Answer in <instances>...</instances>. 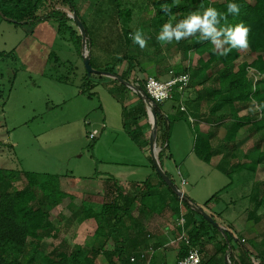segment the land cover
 Returning a JSON list of instances; mask_svg holds the SVG:
<instances>
[{"label":"trees","instance_id":"trees-1","mask_svg":"<svg viewBox=\"0 0 264 264\" xmlns=\"http://www.w3.org/2000/svg\"><path fill=\"white\" fill-rule=\"evenodd\" d=\"M109 1L114 6L111 15L115 24L113 21L111 23L117 25L118 45L126 46V50H117L115 66L124 62L127 66L121 74L106 64L102 71L111 74L119 83V87H123V91L132 83L130 79L134 69L139 67L142 71L138 58L141 48L131 38L137 30L142 32L148 46H157L153 56L157 61V54L161 49V41L157 37L162 26L171 23L175 27L191 13L202 14L205 9L211 7L221 15L218 28L234 27L243 23L250 29L248 50L255 55L251 63L242 61L236 64L244 50L232 49L226 55H221L219 51L228 48L229 45L224 44L217 50L210 40H202L199 32L179 42L175 39L169 42V45L177 44L185 58L189 52L198 55L193 66L169 70V73L174 74L183 72L190 74L187 96H183L187 112L178 106L181 95L175 93L173 106L177 112L166 113L162 110L163 102H154L143 96L144 81L138 82L135 79L137 82L135 92L139 95L140 102L130 113H124L123 128L138 145L141 147L145 145V141H142L145 125L139 123L148 116L147 108L153 107L157 118L154 144L160 142L162 147L168 148L172 126L181 117L191 116L198 121L216 123L213 130L197 133L194 144L196 155L209 163L215 154H223L217 169L230 179L233 173L239 170H250L257 174L259 165L264 163V152L261 151L264 143V0H140L141 4L137 0ZM229 3L239 6L238 14L228 13ZM165 5L170 8V13L166 14L163 10L162 6ZM151 10L153 14L148 15L147 19L145 16L140 18L142 22L145 21L144 26L149 28L148 33L142 31L143 23L136 25L134 18L136 13L148 14ZM74 15H77L84 25L85 40L74 20ZM0 16L21 26L51 21L55 23L58 33L69 34L79 52L86 46L87 48L92 46L91 28L83 20L76 0H0ZM220 38L224 39L223 36ZM82 56L89 57L93 67L91 56L85 53ZM248 66H253L263 74V78L254 86L247 74ZM191 93L194 97H191ZM253 102L258 105L261 117L251 115V110L255 108ZM244 110L249 112L242 114ZM146 126L150 127L147 124ZM243 131L246 132V141L254 138L255 142L253 147L243 154V160H240L237 150L241 145L239 136ZM219 135H222L220 143L214 146L213 139ZM148 143L147 141V145ZM156 157L158 159L159 156ZM151 162L155 170L152 158ZM166 174L172 180L167 172ZM18 177H23L25 183L19 188L14 183ZM158 177L166 195H170L178 205L182 203L188 209L189 218L191 217L197 226L189 232L190 244L198 246L199 240L208 236L210 229L216 231L218 225L202 216L197 224L195 220L197 208L203 210L204 208L194 203L187 195L180 196L159 174ZM150 179L144 183H149ZM60 181L59 174L0 168V264H98L99 257L104 258L105 264H139L137 261H131L133 249L129 243L133 236L128 234L126 223L132 219L126 218L129 210L124 211L119 197L100 205L83 200L67 218V222L71 224L77 221L79 224L83 223L82 226H89V222L94 220L96 228L92 234V241L89 244L78 243L70 249L61 245L55 246L48 254L42 256L40 262L36 261L44 240L56 239L60 232L51 219V210L62 204L66 198L72 201L74 199L73 195L61 189ZM220 191L214 193L204 206L212 202ZM250 200L249 217L260 223L264 217L259 213L260 210H264V179L254 181ZM175 213H179L178 207ZM186 253L187 250L183 251L179 258ZM262 255L263 253H260L258 257Z\"/></svg>","mask_w":264,"mask_h":264},{"label":"rangeland","instance_id":"rangeland-1","mask_svg":"<svg viewBox=\"0 0 264 264\" xmlns=\"http://www.w3.org/2000/svg\"><path fill=\"white\" fill-rule=\"evenodd\" d=\"M137 2L141 4L140 0ZM76 3L82 18L85 12L88 13L83 20L93 29L90 31L94 45L84 47L81 52L69 34L58 33L55 23L51 21L45 23L43 36L39 31H31V27H26L28 25H17L0 16V168L59 174L61 189L74 197L87 194L88 180L98 177H116L121 181L143 180L149 176L159 180L152 167L151 145H148V149H142L123 128V120L124 113H130L140 102L134 80L143 82L147 75L156 76L157 71L162 72L166 67V62L158 57L156 70H153V63L147 58L148 52L142 53L139 59L142 71L139 67L134 69L130 79L132 83L124 91L111 74L94 72L88 75L83 53L91 56L93 68L98 71H102L106 64L121 74L127 64L124 62L115 66L120 47L115 48L119 38L117 25L111 23L115 21L111 15L112 3L109 0H76ZM95 4L98 7L94 6L91 10ZM151 14L153 10L148 14L136 13L134 18L137 26L143 23L141 29L144 32L149 33V28L140 18L145 16L147 19ZM160 46L165 51L164 57L171 56L167 64L179 69L177 67H181L179 64L183 62L177 44L169 45V42L161 41ZM149 49L153 51V48ZM246 52H242L236 64L243 60L249 62ZM175 63H178L177 66ZM157 78L163 80L159 75ZM173 100L163 101L162 110L169 114L177 112ZM178 106L181 107V104ZM248 110L241 113L245 114ZM251 111L254 117L262 115L257 104ZM179 124L187 127L189 136L185 139L172 126L168 148L162 147L160 142L154 144L153 151L159 156V164L183 193L195 186L194 179H201L196 187L200 190L205 181L213 178V173L226 180L227 186L212 201V207H216L214 210L221 215L218 219L222 223L234 222L246 207H251L249 191L256 176L257 179H264V168L257 175L250 170H239L233 173L231 179L218 169H212V173L206 175L211 165L192 151L196 142L192 122L188 118ZM195 126L196 130L200 127L199 124ZM93 131L98 133L94 139L89 136V132ZM245 134L243 131L239 136L241 149L237 150V155L240 160H243V151L253 147L255 142L254 138L246 141ZM220 140L219 136L214 138L213 145L218 146ZM222 155L215 154L214 157ZM260 165L264 166V163ZM199 168L205 169L200 171ZM186 171L192 174V178L188 179L187 185H182L180 173ZM202 172L206 176L200 178ZM14 183L18 188L25 184L23 177H18ZM221 185L217 184L215 189ZM199 195L205 197L204 190H200ZM199 205L204 208V204ZM77 207L74 199L66 198L51 210V219L60 232L58 238L44 240L41 253L36 256L37 262L55 246L70 249L93 232L94 227L82 226L83 223L77 221L68 224L67 218ZM257 226V231L264 228V217Z\"/></svg>","mask_w":264,"mask_h":264},{"label":"crops","instance_id":"crops-1","mask_svg":"<svg viewBox=\"0 0 264 264\" xmlns=\"http://www.w3.org/2000/svg\"><path fill=\"white\" fill-rule=\"evenodd\" d=\"M94 6L98 7L95 4L90 9L92 10ZM87 16L88 13L85 12V14H83V18L86 19ZM45 23L47 24V21H42L38 24L28 25L26 27H31V31L36 33L37 31H39L41 32L40 34L44 36L42 30L46 27ZM32 27H34V29ZM90 28L93 31L92 27ZM98 40L102 42L100 39ZM95 42H97V40ZM100 42H98V44ZM92 45H94L93 42ZM116 47H119L118 42H115V48ZM149 48H153V51ZM156 48L157 46H148L147 48H143L141 49L138 57L140 59L142 57V53L148 52L147 58H149L153 63V70L156 67L155 64L157 65V63L159 62L158 60L156 61L153 57L156 53ZM120 50H126L125 44L120 45ZM246 51V57H249L250 60L249 62L248 60L243 61L251 63L255 59V55L252 54L248 49ZM164 55L165 51L160 49L159 53L157 54V58L159 57L160 61L161 59H163V61L166 62V67L162 72L160 70L157 71L156 74L159 75V77H162L161 79L166 80L171 75V73H169V70L175 68L171 63V65L167 64V61L171 56L166 55L168 57L166 58L164 57ZM197 58V53L193 55V52H189L186 58L182 54L181 62L183 63L179 64L181 67L177 68L193 66L194 63L196 64ZM238 63H240V61ZM177 64L175 66H177ZM193 93H191V97H194ZM147 111L148 118L146 117L142 119V122L139 123L140 125H145L142 133V141H145V145L141 147L142 149H148V145H151L153 120L152 117H150L151 113L149 107L147 108ZM147 119L148 123L151 125L150 127L146 126V124L148 125ZM183 119L186 120L188 118L178 119L174 122L173 127H175L174 129H177L176 131H178L179 134L187 139V137L189 136L187 127L185 125L183 126V124H179L181 121H183ZM194 121L195 122H192V126L196 133L195 138L198 132H208L210 130H213L214 126L216 125V123H207L198 121V119ZM196 124H199L200 126L198 130H196L195 128ZM185 127L187 130L185 129ZM149 128L151 130H149ZM219 137L222 136L219 135ZM147 141L149 142L148 145ZM194 144L195 142L193 143V152ZM251 148H248L243 152L246 153ZM239 149L241 148L239 147L238 150ZM261 151L264 152V149L261 148ZM220 159L221 156L212 158V160L209 162L211 168L207 170L208 172L206 173V175L211 174L212 169H217V164ZM262 168H264V166L259 165L258 173H260V170ZM204 169L199 168L198 170L204 171ZM203 175L204 173L202 172L200 178ZM212 175L213 178L210 177L200 187V190H204L205 197L204 195H199L200 190L196 188L201 179H194L195 186H192L188 191H184V193L182 191L181 192L187 195L194 203L198 205L204 204L214 193L222 190L227 186H225L226 180H223L215 173H213ZM149 178L150 177L148 176L143 180L125 179L121 181H119L120 179L118 180V178L116 177H98V179L95 180L89 179L88 185H86V187H88L87 194L75 196L74 203L80 206L83 200H86L100 205L110 202L116 197H119L118 200H120V203L123 205L124 211L129 210L130 212H128L126 218L131 217L132 219V221L128 220V222L126 223L128 234L130 236H133L132 241L129 240V245H131V248L133 249L131 258H134V260L131 261H137L139 264H175L182 252L188 249V245L185 243V241L179 239V236L183 232L181 226L178 225L179 218L183 217L185 219L184 230L185 235L186 237H188L189 241V232L191 231V229L196 228L197 226L194 225L195 223L192 218H189L190 214L188 212V209L182 203H179L178 205L170 195H166V191L159 184L158 179H150L149 183H144ZM180 178L181 184L187 185L188 179L192 178V174L189 171H186V173L184 174L180 173ZM182 178L185 179V183H182ZM217 178L219 181L217 180ZM256 180L260 179H257L256 176V179L254 181ZM219 183L220 185L222 184V187L215 189L217 188L216 186ZM111 186L113 187L110 188ZM249 192L250 195L252 193V190ZM212 205L214 204L210 202L206 207L204 206V210L210 216L212 215L211 217H213L219 228L217 227L216 231L210 229L208 236L202 237L197 244L200 248V254L203 260V264H264V228L262 227L263 229L257 231V225L259 223L257 224L253 222V220L249 217V211L251 207H246L244 213H242L241 216L237 217L234 222L228 223L227 221H225L224 223H222L221 220L218 219L221 217V215H219L218 212L214 210L216 207H212ZM177 207L179 209L178 214L175 213ZM262 211L264 210H260L259 213L264 215V212L262 213ZM198 214L195 215L197 224H199L201 218L200 216H202ZM89 226L94 227V231V229L96 228V226L94 225V220H91L89 222ZM80 233L81 232L78 231L79 235ZM92 234L93 232L88 233V236L85 237L84 241H79V243L81 244L91 242L93 239ZM79 238L81 239L82 237ZM260 253H263V257H258ZM97 263L105 264L106 262L103 257H99L97 259Z\"/></svg>","mask_w":264,"mask_h":264},{"label":"clouds","instance_id":"clouds-1","mask_svg":"<svg viewBox=\"0 0 264 264\" xmlns=\"http://www.w3.org/2000/svg\"><path fill=\"white\" fill-rule=\"evenodd\" d=\"M162 8L166 14L170 13V8L166 5L162 6ZM227 9L230 14H238L240 11L239 6L235 3H229ZM220 18V13L214 8L209 7L202 14L199 12L191 13L184 20L176 24L175 27L171 23H165L157 38L160 41L171 42L175 39L179 42L199 32L200 38L202 40H210L217 50L221 49L223 44L229 45L228 48L219 51L221 55H226L232 49L247 50L249 48L248 35L250 29L243 23L236 24L234 27L218 28L217 25ZM221 36L224 37L223 40L219 39ZM131 38L141 49L146 47V40L143 38L140 30L132 34ZM179 79L187 83L188 77L184 76Z\"/></svg>","mask_w":264,"mask_h":264},{"label":"built area","instance_id":"built-area-1","mask_svg":"<svg viewBox=\"0 0 264 264\" xmlns=\"http://www.w3.org/2000/svg\"><path fill=\"white\" fill-rule=\"evenodd\" d=\"M247 72H248V77L251 78L253 81V86L258 82V80L263 78V74L253 66H248ZM184 76L188 77L187 83L179 79ZM143 81H144L145 92L152 101L163 102L166 100H171L173 99L174 94L178 93L181 95L180 109L183 110L184 112H187L183 104V96L190 82L189 73L183 72L180 74H174L173 72H171V75L166 80H160L153 75H147L145 76ZM188 118L190 119L191 122H194V119L191 116H188ZM97 134H98L97 131L89 132V136L91 138L96 137ZM182 183H185V179L183 178H182ZM178 225L181 226V228L183 229V232L179 236V239L185 241V243L188 245V249H187V253L183 257L179 258L175 264H203L199 246L191 245L190 241L188 240V237H186L185 235V230H184L185 219L183 217L179 218ZM131 260H134V258H131Z\"/></svg>","mask_w":264,"mask_h":264},{"label":"water","instance_id":"water-1","mask_svg":"<svg viewBox=\"0 0 264 264\" xmlns=\"http://www.w3.org/2000/svg\"><path fill=\"white\" fill-rule=\"evenodd\" d=\"M74 20L77 23L81 34L83 36V40H85V31H84V25L82 23V21L79 19V17L77 15H74ZM84 64L87 70L88 75H90L91 73L97 72V73H104V74H108L105 71H98L95 70L91 64H90V59L89 57L85 56L84 57ZM143 96L148 97L147 94L145 92H143ZM150 113L152 116V135H151V150H152V161L153 164L155 166L156 172L159 174V176L168 184V186L171 187V189H173L174 191L178 192L180 194V196L183 195V193L178 189V187L174 184V182H172V180L168 177V175L166 174V172L163 170V168L161 167V165L159 164V161L154 153V137L156 134V129H157V118L155 115V111L153 107H150ZM197 212L200 213L202 215L203 218L209 220L210 222H212L213 224L217 225L216 222L213 220V218L207 214L203 209L197 208Z\"/></svg>","mask_w":264,"mask_h":264}]
</instances>
